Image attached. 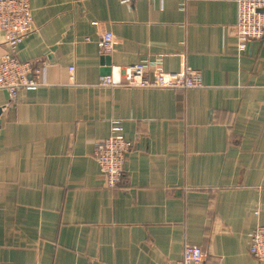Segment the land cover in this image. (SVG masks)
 <instances>
[{"label": "crops", "instance_id": "1", "mask_svg": "<svg viewBox=\"0 0 264 264\" xmlns=\"http://www.w3.org/2000/svg\"><path fill=\"white\" fill-rule=\"evenodd\" d=\"M29 2L17 56L41 84L14 102L0 89V264H175L185 243L204 264H264L249 250L264 225V38L239 50L236 0ZM143 61L202 85H99ZM113 122L133 147L109 188L94 150Z\"/></svg>", "mask_w": 264, "mask_h": 264}, {"label": "built area", "instance_id": "2", "mask_svg": "<svg viewBox=\"0 0 264 264\" xmlns=\"http://www.w3.org/2000/svg\"><path fill=\"white\" fill-rule=\"evenodd\" d=\"M132 0H121L129 3ZM237 18L232 30L238 40L239 50L245 51L249 44L264 38V0H236ZM33 31V14L29 0H0V34L6 51L0 59V89L9 91L14 102L23 89L36 88L41 81L40 69L30 61H21L18 50L24 39ZM115 49L112 32L102 34L99 41V54L110 56ZM69 70H74L70 67ZM153 72L154 74H151ZM31 75H33L31 77ZM123 78L102 76L99 85L106 87H139L189 89L202 85L201 72L185 68L179 72L155 70L149 62H138L123 69ZM123 128L116 122L111 127V135L95 144L94 157L103 174L107 186L116 188L124 176V163L133 143L122 135ZM249 250L264 263V225H256L249 233ZM202 248L185 243L182 257L175 264H204Z\"/></svg>", "mask_w": 264, "mask_h": 264}, {"label": "water", "instance_id": "3", "mask_svg": "<svg viewBox=\"0 0 264 264\" xmlns=\"http://www.w3.org/2000/svg\"><path fill=\"white\" fill-rule=\"evenodd\" d=\"M103 58H104V62L109 64V60L108 59L110 58V56H103Z\"/></svg>", "mask_w": 264, "mask_h": 264}]
</instances>
